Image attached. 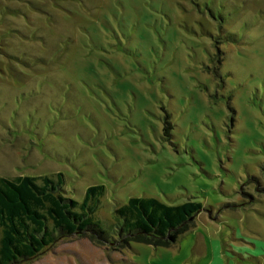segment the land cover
<instances>
[{
	"label": "rangeland",
	"instance_id": "1",
	"mask_svg": "<svg viewBox=\"0 0 264 264\" xmlns=\"http://www.w3.org/2000/svg\"><path fill=\"white\" fill-rule=\"evenodd\" d=\"M57 172L104 186L113 235L131 197L201 209L171 246L74 233L15 264H264V0H0V177Z\"/></svg>",
	"mask_w": 264,
	"mask_h": 264
},
{
	"label": "trees",
	"instance_id": "2",
	"mask_svg": "<svg viewBox=\"0 0 264 264\" xmlns=\"http://www.w3.org/2000/svg\"><path fill=\"white\" fill-rule=\"evenodd\" d=\"M171 128L166 114L164 134L168 136ZM103 193L104 186L97 184L87 187L82 201L66 196L62 172L55 178L0 177V264L30 259L57 239L74 233H88L109 243L137 241L171 246L201 209L194 200L168 205L154 197H131L115 209L117 225L113 233L119 239L114 241V235L92 219Z\"/></svg>",
	"mask_w": 264,
	"mask_h": 264
}]
</instances>
